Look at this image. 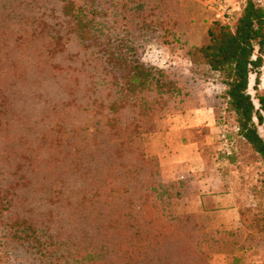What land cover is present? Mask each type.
<instances>
[{
  "label": "trees",
  "instance_id": "obj_1",
  "mask_svg": "<svg viewBox=\"0 0 264 264\" xmlns=\"http://www.w3.org/2000/svg\"><path fill=\"white\" fill-rule=\"evenodd\" d=\"M184 15L179 0H0V264H246L262 214L205 227L185 208L190 180H166L144 138L211 78L264 165V5L245 0L202 40ZM149 35L187 46L189 74L143 61Z\"/></svg>",
  "mask_w": 264,
  "mask_h": 264
},
{
  "label": "rangeland",
  "instance_id": "obj_2",
  "mask_svg": "<svg viewBox=\"0 0 264 264\" xmlns=\"http://www.w3.org/2000/svg\"><path fill=\"white\" fill-rule=\"evenodd\" d=\"M245 0H179L181 12L187 17L193 18L191 21V29L197 39L202 40L207 35V27L214 18L226 20L224 17L232 11H237ZM264 5V0H258ZM221 5V8H219ZM184 15V16H185ZM74 49V46L70 47ZM141 59L147 63L166 68L175 74H189L190 63L187 56V46L179 41L162 42L154 35H149L144 44L140 47ZM254 73L249 77V92L253 96L255 89L253 87ZM264 62L260 68L259 80L256 88L259 92L264 93ZM56 86V84H55ZM52 83L47 85V94L58 95L57 86ZM196 88V87H195ZM222 85L215 80L209 78L200 81L195 89V105L184 111H172L161 114L156 119V128L165 125L168 119L184 120L191 126V138L199 141L198 147L203 156L214 159V165L218 167L228 168L232 166L241 172L240 175V201L241 209H250L252 212L262 214L264 217V186L261 185V179L264 173L263 162L256 152H254L247 143L236 134L232 114H224L222 109L216 104L214 95L221 92ZM52 95V96H53ZM253 101L257 104L256 98ZM213 103L216 105L214 106ZM210 121L207 125L206 123ZM225 124L226 133L230 136L234 145L232 153L222 151L219 140V125ZM214 125V126H213ZM259 134L264 139V116L262 122H257ZM233 155L232 163L227 162L226 158ZM29 195L33 192L29 191ZM50 191H45L42 196V204L40 206H52L49 202ZM247 213V211H245ZM249 216L250 213H247ZM62 218L61 221H64ZM75 224L79 228L83 227L75 221L71 222L73 232L78 234L79 230L75 228ZM70 225L65 229L70 230ZM72 232V230H71ZM261 240L255 247L247 250L249 264H264V227L260 233Z\"/></svg>",
  "mask_w": 264,
  "mask_h": 264
},
{
  "label": "crops",
  "instance_id": "obj_3",
  "mask_svg": "<svg viewBox=\"0 0 264 264\" xmlns=\"http://www.w3.org/2000/svg\"><path fill=\"white\" fill-rule=\"evenodd\" d=\"M190 129V124L184 120L168 119L165 125L145 135V150L157 157L166 180H190L191 191L184 200L185 208L192 211L201 224L208 228L238 227L241 172L232 166L218 167L214 159L203 156L199 141L190 136ZM226 161L231 162L228 158ZM248 254L249 251L247 257ZM245 261L249 264L248 258ZM210 262L227 264L228 260L224 253L217 252Z\"/></svg>",
  "mask_w": 264,
  "mask_h": 264
},
{
  "label": "built area",
  "instance_id": "obj_4",
  "mask_svg": "<svg viewBox=\"0 0 264 264\" xmlns=\"http://www.w3.org/2000/svg\"><path fill=\"white\" fill-rule=\"evenodd\" d=\"M219 8H221V5H219ZM226 20L228 19V14L224 17ZM220 129H219V140H220V144H221V148L222 151L225 153H230L233 145H234V141L233 139H231L227 133H226V129H225V124H220L219 125Z\"/></svg>",
  "mask_w": 264,
  "mask_h": 264
}]
</instances>
